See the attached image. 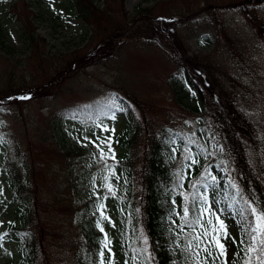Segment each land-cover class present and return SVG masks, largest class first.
Returning <instances> with one entry per match:
<instances>
[{
  "label": "rangeland",
  "instance_id": "374dc122",
  "mask_svg": "<svg viewBox=\"0 0 264 264\" xmlns=\"http://www.w3.org/2000/svg\"><path fill=\"white\" fill-rule=\"evenodd\" d=\"M71 1H82L90 14L72 13ZM253 14L264 19V0H0V90H7L0 94V264H125L119 219L109 215L104 221L113 238L104 255L92 253L97 263L84 251L81 229L84 205L113 193L116 152L109 135L124 127L130 110L145 116L150 138L162 123L196 124L227 106L231 93L259 123L264 149V38ZM181 64L197 77L190 88L197 99L188 98ZM112 97L136 98L144 109L132 102L92 121L65 111ZM211 132L209 150L221 152ZM249 152L264 168L251 146ZM11 170L25 184L21 199L32 202L31 220L13 194ZM214 170L226 173L220 165ZM253 212L249 264H264L255 253L264 220ZM205 220L203 232L212 236L219 259L204 264H234L237 223L212 199ZM14 226L40 245L21 251ZM164 243L153 246L174 258L175 246Z\"/></svg>",
  "mask_w": 264,
  "mask_h": 264
},
{
  "label": "trees",
  "instance_id": "16d2710c",
  "mask_svg": "<svg viewBox=\"0 0 264 264\" xmlns=\"http://www.w3.org/2000/svg\"><path fill=\"white\" fill-rule=\"evenodd\" d=\"M70 9L82 17L90 14L89 7L82 1L72 2ZM157 11L156 15L162 16L159 8ZM251 21L264 38V19L253 14ZM154 32L160 33V30L155 29ZM186 69L187 66L181 64L182 83L192 89L197 86V77ZM3 91L7 90H0V94ZM187 93L188 98L198 96L195 89H189ZM226 99L229 101L227 106H220L191 127L182 122L162 123L155 136L150 138H146L149 135L145 116L137 117L130 110L124 127L115 135H109L115 146L111 148L116 152L111 156L116 164L113 193L105 198L96 197L92 205H84L86 217L81 229L84 251L94 263H97L93 255L96 251H101L102 255L109 251L113 237L104 231V221L109 215L123 224L118 247L125 264H204L207 260L217 261L219 255L212 237L202 232L206 222L205 204L210 197L239 227L240 239L234 264L250 263L253 255L249 244L254 235L251 204L264 216V168L262 162L259 166L253 163L249 148L251 146L256 151L261 161H264V149L257 137L256 125L259 123L241 112L234 94L229 93ZM132 102L144 109L136 98ZM132 102L112 97L94 105L73 106L65 111L92 121L102 114L112 115L117 109H129ZM210 129L216 133L221 152L209 150L206 135H213ZM223 158L228 159L222 164L227 169L225 175L213 169V165L222 162ZM8 177L14 187V196L21 199L24 182L19 180L16 171H9ZM31 208V200L21 199V210L30 213ZM29 219H32L31 213ZM26 222L27 219L23 224ZM13 228L18 232L21 251H32L40 245L30 233ZM154 239L174 245V258L157 253ZM261 241H264V230L256 251L264 257V243ZM201 244L206 246L205 250L200 248ZM25 258L29 260L28 255Z\"/></svg>",
  "mask_w": 264,
  "mask_h": 264
},
{
  "label": "snow or ice",
  "instance_id": "6c2138e0",
  "mask_svg": "<svg viewBox=\"0 0 264 264\" xmlns=\"http://www.w3.org/2000/svg\"><path fill=\"white\" fill-rule=\"evenodd\" d=\"M259 219L264 220V216L259 217ZM221 228H223V224L222 223H221ZM261 243H264V241H261ZM217 244H219L218 240H217ZM219 247L221 248V250L223 252L224 246L223 245H219Z\"/></svg>",
  "mask_w": 264,
  "mask_h": 264
}]
</instances>
